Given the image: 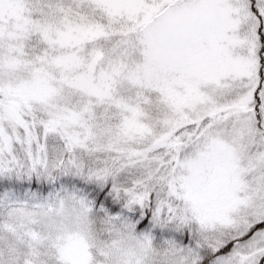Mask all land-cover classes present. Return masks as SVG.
<instances>
[{
  "label": "snow or ice",
  "instance_id": "6c2138e0",
  "mask_svg": "<svg viewBox=\"0 0 264 264\" xmlns=\"http://www.w3.org/2000/svg\"><path fill=\"white\" fill-rule=\"evenodd\" d=\"M0 264H264V0H0Z\"/></svg>",
  "mask_w": 264,
  "mask_h": 264
}]
</instances>
